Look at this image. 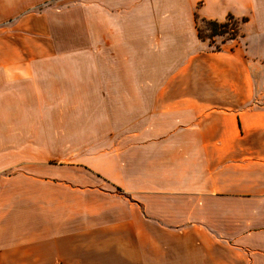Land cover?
Segmentation results:
<instances>
[{"label": "crops", "instance_id": "obj_1", "mask_svg": "<svg viewBox=\"0 0 264 264\" xmlns=\"http://www.w3.org/2000/svg\"><path fill=\"white\" fill-rule=\"evenodd\" d=\"M156 262L264 264V0H0V264Z\"/></svg>", "mask_w": 264, "mask_h": 264}, {"label": "trees", "instance_id": "obj_2", "mask_svg": "<svg viewBox=\"0 0 264 264\" xmlns=\"http://www.w3.org/2000/svg\"><path fill=\"white\" fill-rule=\"evenodd\" d=\"M199 21L204 23L208 27L210 34H209V37H207V39H209V44L212 45L214 50H216V51L220 50V48H219V46H216V45L214 46V44H212L211 38L213 36H217V35L219 36V35H222V34L229 31V36L226 39L221 40V42H220V43H223L226 40L235 39L238 35L239 27H237V24L239 26V23L235 19H233V17H231V16H228L225 19V21L222 23H217V22H213V21H206V20H202V19ZM197 30H198L199 38L202 40L206 39L205 37H203L201 35V31H200L198 25H197Z\"/></svg>", "mask_w": 264, "mask_h": 264}, {"label": "rangeland", "instance_id": "obj_3", "mask_svg": "<svg viewBox=\"0 0 264 264\" xmlns=\"http://www.w3.org/2000/svg\"><path fill=\"white\" fill-rule=\"evenodd\" d=\"M237 22H238V21H237ZM238 23H239V22H238ZM197 25H198V27H199V29H200V31H201V35H202L203 37L206 38V39H204V40H207V41L209 42V39H207V37H209V34H210V31H209L208 27H207L204 23L200 22L199 20H197ZM237 27H238V24H237ZM228 36H229V31L226 32V33H224V34H222V35H219V36H218V35H217V36H213V37L211 38V42H212V44H214V46L216 45V46H219V48H221L222 44H224V43L227 42V41H231V40H226L225 42L220 43L221 40L226 39ZM233 40H234V39H233ZM140 252H141V250H140ZM157 255H158V251H157ZM139 257H141V255L138 254V253H137V250H136V251H135V258H136V260H137V258H139ZM158 259H159V256H158ZM158 259H156V261H158ZM140 264H141V263H140ZM154 264H159V263L156 262V263H154Z\"/></svg>", "mask_w": 264, "mask_h": 264}]
</instances>
